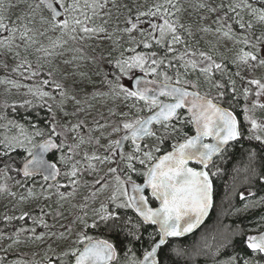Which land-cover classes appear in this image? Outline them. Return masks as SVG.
<instances>
[{
  "label": "snow or ice",
  "instance_id": "1",
  "mask_svg": "<svg viewBox=\"0 0 264 264\" xmlns=\"http://www.w3.org/2000/svg\"><path fill=\"white\" fill-rule=\"evenodd\" d=\"M109 4L118 12L128 10L125 27L120 31L128 34L129 44L119 56L108 60L113 67L103 74L102 82L108 88L103 94L122 97L128 111L112 112L120 116L119 121L99 125L111 129L105 137L107 143L102 145L104 154L84 153L86 164L81 167L75 155L85 142L83 137L75 144L67 141L70 133L75 134L73 140L77 139L84 122L71 123L66 118L83 109L77 107L69 113L65 108L67 101L78 106L81 100L68 91L76 81L72 85L62 82L75 73L64 71L58 81L57 69L49 68L45 73L39 58L33 66L27 55L40 43L38 37L48 32L60 34L56 40L49 37L52 49L69 41L111 39L104 27L108 21L97 25L94 20ZM198 7L206 9L208 15L188 22L177 15L187 9L173 0L154 4L147 11L137 10L134 17L131 7L118 0H32L27 3L28 12L17 15L19 25L5 23L0 15V33H8L0 39V48L20 58L12 71L29 72L26 79L44 77L28 87L27 94L39 104L23 99L5 102L4 108L12 113L46 108L48 114L44 118L35 113L19 119L9 118L7 112L0 115V120L6 121L0 124V174L7 179L12 178L8 173L13 171L22 175L23 182L16 181L21 187L29 180L35 184V178L40 177L44 184L40 185L39 196L49 200L55 195L56 203L63 207L62 202L78 196L84 172H97V163L107 169L91 183L83 182L89 191L82 203L72 205L79 211L61 225L63 231H53L55 223H48L45 217L50 213L44 207L39 208L38 215L30 211L6 215V222L27 223L30 219L32 226H21L13 233L15 238L7 237L11 244L4 252L19 245L20 236L26 235L25 243L34 244H46L55 238L47 244V264H178L173 256L183 257L185 264H199L200 257L205 258L204 264H264V216L247 226L224 225L205 231L191 249L173 247L171 243L174 238L194 234L216 209L214 177L220 172L217 158L245 139L264 146V75H255L264 70V0H260L259 7L250 0H229L227 4L220 0L215 6L200 3ZM142 17H154L159 22L149 20L148 28H144ZM257 24L262 26L258 32L254 30ZM197 32L213 35L215 42L206 41L207 50H202L197 45L203 37L195 39ZM17 33L24 45L22 58L17 51L21 46L16 43ZM189 38L195 42L190 43ZM221 44L231 55L217 58V46ZM141 48L147 51L138 50ZM35 51L54 55L42 44ZM3 66L8 67L7 63ZM8 82L17 88L27 87ZM258 111L262 114L259 118ZM96 143L100 144L99 138ZM126 146L130 147L127 152ZM256 155L249 152V163L243 169L247 187L232 193L242 207H235L234 213L222 210L221 215L239 214L264 204V195L258 196L264 193V163L257 166ZM61 176L66 183L59 182ZM0 192L16 195L8 191L6 184H0ZM29 197L38 198L33 188L20 199ZM56 216L67 219L61 212ZM3 239L5 234L0 232ZM0 264H8L6 256H0ZM13 264L40 262L21 257Z\"/></svg>",
  "mask_w": 264,
  "mask_h": 264
},
{
  "label": "rangeland",
  "instance_id": "2",
  "mask_svg": "<svg viewBox=\"0 0 264 264\" xmlns=\"http://www.w3.org/2000/svg\"><path fill=\"white\" fill-rule=\"evenodd\" d=\"M32 0H26V3L21 4L19 0H0V15L5 17V23L16 22L19 25V21L16 20L17 15L20 12H28L27 3H31ZM121 4H128L131 7L132 15L135 16L137 10L139 11H147L149 8H152L154 4L157 3H164V0H118ZM174 3H177L178 7L182 9H187L182 13H178L177 15H182V19L184 22L188 21H200L201 16L208 15L206 9H200L198 5L200 3H212L213 6L219 3L220 0H173ZM229 0H224V3L227 4ZM251 2V0H250ZM12 5V7H10ZM111 12V15H105V12ZM189 13L191 15L189 16ZM128 15L127 9H121L119 12L111 7V4L108 5L103 12H101L97 17L94 18L95 23L97 25L103 24L104 20H107L108 23L104 25L107 29V34L110 35L112 38H93L89 40H77V41H69L68 44L63 45L62 47H58L55 49L51 48V40H56L57 37L60 35L58 32H48L44 36L38 37L40 43L34 45L31 49H29L30 54L27 55V59L36 66L37 60L39 58L40 62L44 64V72L49 68L57 69L56 72V79L58 81L62 80V73L64 71L73 72L75 73L72 76H69L66 80L62 82L72 85L73 81H76V84L72 87H69L68 91L70 95H76L80 100L81 104L76 105L74 101H67L65 108L69 113H72L77 107L83 109L77 113L76 116H69L66 119L71 121V123H76L79 120L84 122V126L79 130V135L77 136L76 140L72 139V136L75 134L70 133L69 139L67 143L75 144L79 142V137H83L84 143L80 144V147L76 149L75 159L81 161V167L86 164L84 161V153H88L91 155L93 152L97 154H104V148L102 145L106 144L107 141L105 137L107 133L111 131L109 127L100 128L99 125H112L117 123L120 119L119 115H112V112L120 113L124 111H128V108L125 107V102L123 101L122 97H117L112 94H103L108 93V88L104 87V83L102 82L103 74L106 72H111L112 68L104 70L103 72L97 68L95 61L97 59H102L103 62H107L108 60L119 56L120 52L128 47L129 44V37L127 33L120 31L125 27L124 20ZM214 18V15L213 17ZM245 19H249L247 15H245ZM143 24L142 27L148 28V21L152 20L153 22H159L154 17H142ZM210 22V21H209ZM215 27V25H213ZM261 25L257 24L255 29H261ZM8 33H0V39L3 36H7ZM137 39H139V34L134 33ZM104 34H101L103 37ZM203 39L200 40V44L197 45L202 50H207L206 41H213L215 42V37L213 35H205L204 33L197 32L195 39ZM195 39L189 38L190 43H194ZM16 43L20 44V48L17 49L21 53V58L25 55L24 52V45L19 39V33H17V40ZM43 45L46 48H49L50 51L54 52L53 56H45L43 52H36L35 48L40 47ZM179 50H183V46L177 45ZM138 50H144L143 48ZM111 52V56L109 53ZM221 54L231 55V53H227L226 48L223 44L217 46L216 55L217 58ZM127 55V53H126ZM71 61L72 63L69 65H65L64 61ZM7 63L8 67L5 68L3 65ZM20 63V58H14V53L6 52L5 49L0 48V115L4 114L7 110L4 108L5 102L12 103L13 101H22L23 99H32L34 103L39 104L40 101L33 98L28 93V87H34L36 83L44 78V77H34L31 79H26V77L30 76L29 72L20 69L19 71H12L16 65ZM80 73H84L83 77L80 76ZM99 73V75L97 74ZM255 75L260 77L264 75V70H258ZM90 78V82H89ZM8 81H15L21 85H25L27 87H15L12 83ZM81 81L83 82V87H81ZM49 90V89H46ZM94 92L102 93L100 95H93ZM49 103H53L49 101ZM127 103H131L130 101ZM55 108L56 105L53 104ZM111 110V111H110ZM21 116L29 115L31 112L25 113L24 109H19ZM38 113L40 116L44 114L43 117H46L47 109L46 108H36L34 111ZM16 115V113H12ZM114 118L118 119V121L114 122ZM113 121V122H112ZM103 133V135H102ZM100 139V144L96 143V139ZM115 138V137H113ZM129 147V146H128ZM127 147V148H128ZM130 150V147L128 151ZM127 152V150H126ZM97 172L89 174L88 172H84L81 180V187L79 190V194L76 198L72 199L70 202H62L63 207H60L59 204L56 203L57 197L53 195L51 199L45 200L43 196H39L41 192L42 182L39 180L35 181V184L32 182L31 188L34 189L35 193L37 194L38 198L29 197L26 200H21V196H27L28 192L25 194H16L15 196L9 195L7 193L0 192V204L1 213L0 217L4 220V217L7 216H19L22 211H26L28 206H35V212L39 214V208L44 207V211L46 213H50L47 216L50 219V223H55L54 231H63L61 225H65L68 221L72 220L74 215L79 211L78 208H73V204H79L83 202V196L86 195L89 191L88 187L84 186L83 182L88 181L91 183L94 178H97L107 170L105 166H102L97 163ZM3 181V177L0 176V184ZM247 185L245 184L242 189L246 188ZM54 192V189L52 190ZM254 191V190H253ZM11 192V191H9ZM14 193V192H13ZM258 199V197L253 198ZM264 204H257V206L249 208L245 212H241L239 214H231L232 216L236 217H248L253 216V212L258 211L263 207ZM98 206V203L97 205ZM235 207H242V204L238 206H233L231 208V213H234ZM57 212L63 213V217H67L64 219L62 217L56 216ZM264 214L260 215L259 217H250L247 221H245V226L249 224H254L258 221ZM52 217H56L54 221ZM211 232V231H210ZM203 234V233H202ZM52 239H49L46 244H38V243H31L21 240L19 245H13L12 248L7 252H24L26 253V260H36L40 262V264H46V256L50 253L48 252V243H52ZM1 243V242H0ZM11 244V240L9 241L8 245ZM6 246V248L8 247ZM56 245L53 244V247ZM14 261H10L8 264H13Z\"/></svg>",
  "mask_w": 264,
  "mask_h": 264
},
{
  "label": "trees",
  "instance_id": "3",
  "mask_svg": "<svg viewBox=\"0 0 264 264\" xmlns=\"http://www.w3.org/2000/svg\"><path fill=\"white\" fill-rule=\"evenodd\" d=\"M251 2L256 7L260 6V0H251ZM254 30L258 32L260 29L256 28ZM94 61H95L97 68L100 69L102 72L104 70H107L113 67L107 62H103V60L100 58L99 59L96 58V60ZM104 87L107 88L105 84H104ZM6 112L9 118H12L13 116H15V118L19 119L20 117H22L20 111L16 113V115L12 114L10 109H8ZM44 114L46 115V113H43L42 116L40 115L39 116L41 118H44L43 117ZM34 115H35L34 112H31L29 114V116H34ZM261 115L262 114L258 111L257 117L259 118L261 117ZM116 121H118V119L114 118V122ZM4 123H6V121L0 120V124H4ZM41 126L43 127L44 124L42 123ZM2 132H3V129H0V133ZM250 151H254L257 154L256 159L254 161V163L257 166H259L261 163H264V160L261 159V156L264 155V146H261L259 142L257 141L249 142L246 139L241 141L240 143L235 144L234 147L229 148L222 158H217L216 164L220 168L219 174L216 177H214L215 201H216L217 207L216 209L212 211V213L210 214V218L206 221L205 225L202 226L201 229H199L195 234L187 238H184V239H172L171 243L173 247L191 249L193 244L199 240L200 236L205 231L210 232L213 229L223 227L224 225L236 227L239 224V225L245 226V221H247L250 217H259L260 215L264 214V205L258 211L253 212L252 213L253 216H248L244 218H241V217L235 218L231 214L229 215L220 214L222 210H227L228 212L231 213V208L234 205L238 206L239 204H241L239 202L238 196H234L232 195V193L234 189L237 192L241 191L240 189H242V187L245 185L244 184L245 173L243 169L245 165L249 163L248 156H249ZM59 154L60 153H56V156H59ZM8 175L12 178L7 179L6 177L3 176V174H0V176L3 177V181L1 182V184H6L8 187V191H11V192H14L20 195V194L27 193L28 189L31 188L30 186H31V183L33 182L32 180H29L23 187H21L20 185L16 183V181L20 180L23 182L24 178L22 177V175H17L15 171L8 173ZM38 179H40V177H36L35 181H37ZM41 182L42 184H44L43 181ZM59 182L66 183L63 176H61ZM61 190L63 191L64 189H61ZM253 190L256 191L255 188H253ZM3 193H7V192H3ZM259 195H264V193H258V196ZM1 207L2 205L0 204V213H1ZM34 207L35 206H28L26 208V211H30L32 215H38V213L35 212L36 210ZM45 218L48 220V223L51 224L50 219L48 217H45ZM21 226L31 227L32 222L30 219L27 221V223H25L24 221H20V220H12V221L6 222L0 217V232H3L5 234V239L0 240L1 242L0 243V256H6L8 263L10 261H15L16 259L21 258V257H23L24 259L26 258V253L24 252L7 253L3 251V249L6 248V246L8 245L10 241V239H8L7 237L15 238L13 236V233L15 232L17 228ZM38 231H44V229L38 228ZM26 239H27L26 235L20 236V240L26 241ZM173 259L177 260L178 264H185V259L183 257L173 256ZM204 260H205L204 257L198 258L199 264H204ZM209 264H211L210 261H209Z\"/></svg>",
  "mask_w": 264,
  "mask_h": 264
},
{
  "label": "water",
  "instance_id": "4",
  "mask_svg": "<svg viewBox=\"0 0 264 264\" xmlns=\"http://www.w3.org/2000/svg\"><path fill=\"white\" fill-rule=\"evenodd\" d=\"M207 220H208V219H207ZM207 220H206V221H207ZM205 223H206V222H205ZM200 229H201V228H200ZM198 230H199V229H198ZM198 230H197V231H198ZM197 231H196V232H197ZM196 232H195V233H196ZM195 233H194V234H195ZM191 235H193V234H189V235H187V236H185V237L174 238V239H184V238H187V237H189V236H191Z\"/></svg>",
  "mask_w": 264,
  "mask_h": 264
}]
</instances>
